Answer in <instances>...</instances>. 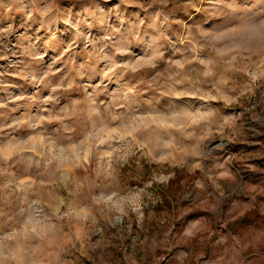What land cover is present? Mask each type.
<instances>
[{
	"label": "rangeland",
	"instance_id": "obj_1",
	"mask_svg": "<svg viewBox=\"0 0 264 264\" xmlns=\"http://www.w3.org/2000/svg\"><path fill=\"white\" fill-rule=\"evenodd\" d=\"M0 264H264V0H0Z\"/></svg>",
	"mask_w": 264,
	"mask_h": 264
}]
</instances>
